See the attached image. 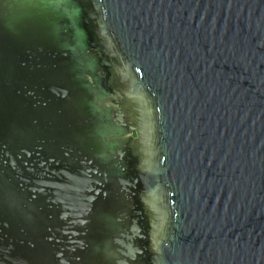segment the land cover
<instances>
[{"label": "water", "instance_id": "1", "mask_svg": "<svg viewBox=\"0 0 264 264\" xmlns=\"http://www.w3.org/2000/svg\"><path fill=\"white\" fill-rule=\"evenodd\" d=\"M0 264H264V0H0Z\"/></svg>", "mask_w": 264, "mask_h": 264}, {"label": "flooded vegetation", "instance_id": "2", "mask_svg": "<svg viewBox=\"0 0 264 264\" xmlns=\"http://www.w3.org/2000/svg\"><path fill=\"white\" fill-rule=\"evenodd\" d=\"M93 176H94V174H93ZM95 177H97V176H94V178H95ZM98 179L101 181V177H98Z\"/></svg>", "mask_w": 264, "mask_h": 264}]
</instances>
